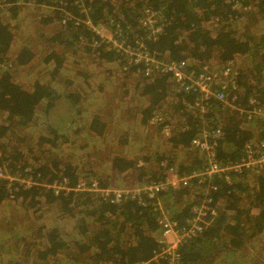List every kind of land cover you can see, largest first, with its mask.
I'll return each mask as SVG.
<instances>
[{
    "label": "trees",
    "instance_id": "16d2710c",
    "mask_svg": "<svg viewBox=\"0 0 264 264\" xmlns=\"http://www.w3.org/2000/svg\"><path fill=\"white\" fill-rule=\"evenodd\" d=\"M7 2L8 8L0 12V168L14 179L0 178V264H140L150 259L161 245L158 212L152 204L131 198L113 202L95 191H56L53 185L74 188L81 181H98L103 188L124 189L164 180L170 167L180 176L191 174L204 159L176 163L175 154L191 152L192 139L201 127L213 124L206 122L213 113L205 116L188 109L185 101L194 102L200 93L177 92L167 73L146 75L142 63H129L109 48L110 40L97 28L103 25L133 45L144 40L151 52L175 60L236 64V59L246 58L237 68L239 101L246 105L253 96L264 106V0ZM26 5L29 13L24 15L33 29L18 46L16 28ZM146 9L157 11L164 23L156 38L147 37L140 25ZM101 66H108L109 80L98 87L95 77ZM107 82L129 84L118 92V104L132 113V118H121L123 123L138 120L147 126L153 121L157 129L167 130L172 125L164 152L145 150L132 157L110 154L102 146L90 149L92 143L131 146L140 139L127 125L119 134L115 120L105 118ZM213 103L225 121L219 159L223 164L238 161L247 140L264 138V118L248 122L222 109L221 101ZM113 128L115 133L108 135ZM136 170L140 175L117 183L118 174ZM228 175L193 178L187 186L158 195L180 229L189 227L192 207L201 198H210L217 210L201 232L180 245L179 264H264V169L230 170Z\"/></svg>",
    "mask_w": 264,
    "mask_h": 264
},
{
    "label": "built area",
    "instance_id": "2783aa9c",
    "mask_svg": "<svg viewBox=\"0 0 264 264\" xmlns=\"http://www.w3.org/2000/svg\"><path fill=\"white\" fill-rule=\"evenodd\" d=\"M9 4L7 0H0V12L8 8ZM140 25L149 38H156L164 29L161 15L152 9L144 10ZM101 35L104 34L101 33ZM111 36V38L107 36L108 41L111 42L109 48L124 55L129 63H142L145 66L146 75H150L154 71H161L171 75L177 92L200 93L194 102L185 101V105L188 109H193L205 116L213 113L210 120L206 122L214 124L201 127L197 136L191 141L190 149L197 150L202 154L204 165L191 174L182 176L178 175L175 168L170 167L164 180L145 182L134 188H103L99 186L98 181L90 183L81 181L74 188L60 183L54 184L53 187L56 191L60 189L95 191L101 193L105 198H111L113 202L131 198L142 205L152 204L158 212L157 221L160 228L161 238L159 241L161 245L150 259L140 264H160L162 259H167L168 264H179L178 248L180 245L188 238L201 232L217 215V210L211 206L210 198H201L200 202L195 203L192 207L193 217L189 221V227L180 229L177 221L170 215L163 199L158 195L182 187V185L187 186L190 184V179L193 178L203 181L217 175L229 179L228 171L230 170L241 171L243 168L255 167L264 169V138L253 137L247 140L244 143L243 155L240 160L230 161L226 164L220 161L217 149L219 142L224 138L225 121L218 110H213V101L214 99L221 101L222 109H228L248 122L256 118H264V106L253 96L249 97L246 105L239 101L242 91L236 82V76L239 73L234 60L226 63H220L218 60L202 62L191 57L175 60L167 55L151 52L143 42L144 40L137 39L138 44L133 45L123 35L120 38ZM129 63L128 65H131ZM216 117L220 118L216 120ZM5 174V171L0 168V178L7 177ZM27 183L31 184L32 181L27 180Z\"/></svg>",
    "mask_w": 264,
    "mask_h": 264
},
{
    "label": "rangeland",
    "instance_id": "374dc122",
    "mask_svg": "<svg viewBox=\"0 0 264 264\" xmlns=\"http://www.w3.org/2000/svg\"><path fill=\"white\" fill-rule=\"evenodd\" d=\"M28 7H29V5H26V7H23L22 8L23 10L20 12V15H22L21 19L23 20V22H21L20 26L18 28H16L17 37L15 38V43L18 44V46H21V45H23V43H25L26 39L30 35L29 31L32 32V29H33V26L31 24V20L27 16L24 15L25 13H29L28 12L29 10H26ZM97 31H99L100 33H102V34H104L106 36H109L110 38L112 37L111 36L112 33L109 32V30H106L103 25H100L97 28ZM245 59L246 58H242V57L236 59L237 60L236 64H235L236 68H239L241 65H244L246 63ZM213 60L215 61L216 59H213ZM106 68H108V66H106L105 68H102V66H101V68L97 69V77H95V80H96L95 85L98 86V87H100V85H101L100 83H102V81H104L105 79H106V81L109 80V71H106ZM112 70L115 71V72H113L111 74H115L116 70H114V69H112ZM21 78H26V77H21L20 76L19 79H21ZM111 78H114V77L111 76ZM29 79H30V77H29ZM127 83H128V81H127ZM107 84H109V85H106L104 90H105V92L108 91V93H107L108 95H106V96L110 97V98H109V100L106 101L107 103H105V104H107V106L105 108V111H106L105 118L108 119V120H111L113 118L115 120V122H114L115 126L116 127H118V126L121 127V130L118 131L119 134H124V133H122L123 127H125L127 125V126H129V130H133V133L135 134V137L139 136L140 139L136 138L135 140H133L132 143H131V146L130 145H127V146L118 145L117 143L109 145L107 143V141H105L104 143H101V144H95V146H94V143H92L90 145V149L94 150V151H97L98 150V146L99 147L102 146L101 149L102 150H106L107 149L110 154H115V155H129V154H131L132 157H136L138 155L142 156L143 154H145V152H144L145 150L148 151V152L152 151V153H155L154 151L164 152L165 147L169 146V143L167 142V136L169 135V131H170L169 129L172 128V125L167 130L165 128L157 129L158 125L155 124L153 121H151L147 126L140 125L138 120H136L135 123H132V122L123 123L122 122L123 119L121 120V118L122 117H131L132 118V116H130V115H132V113L127 112V108L126 107L121 108V103L118 104L120 102V97H121V95H119V93H122L124 89L129 87V84H126L125 86L117 85V84L114 85V84H112V82L111 83L107 82ZM134 93H135V97L138 96V94H139L136 91H134ZM105 94L106 93L102 92L100 97L103 98L105 96ZM130 94H133V92L130 91ZM93 98H94V95L90 96L87 100L88 101H92ZM96 98L100 99L98 97H96ZM127 98L129 100L132 99L131 96L130 97H126V99ZM83 99H84L83 101H86L85 96L83 97ZM112 99H115V101H113V102L116 105H115L114 109L111 110L112 104H111L110 101ZM138 100H139V97H136V101H138ZM133 103H134V105L138 104V102L136 104H135V102H133ZM108 105H110V106H108ZM167 118L169 119L168 116H167ZM173 118H175V117H173ZM177 124H178L177 119H174V126L176 127ZM212 125H210V126H212ZM113 131L115 133V128H113L111 130L109 129L108 132H110V133L108 135L112 134L111 132H113ZM81 136L85 137V135H81ZM149 136H151V137H149ZM141 139H143L144 141L142 142ZM113 142H115V141L113 140ZM105 145H107V146H105ZM167 148L169 150H171L170 147H167ZM188 151H191V152L188 153V155L186 153H184V152H180V153L175 154L176 163H181L182 162V163H186L187 164L190 161H199V160L201 161L202 160L203 156H202L201 153H199L197 151H194V150H191V149L188 150ZM81 153H83V152L81 151ZM151 156L152 157L154 156V158H155V155H151ZM150 164L154 165L153 161ZM84 165H87V163H85ZM148 167H152V166H148ZM138 173L140 175L141 171L136 170L134 172H130L129 175L127 174L126 176H124L125 174L120 173L116 177V178H118L117 179V183L118 184H122L124 182L129 181V180H132L135 176H137ZM167 174H168V171H167ZM5 175L10 180L14 179V177L8 175L7 173ZM25 181L26 180L22 179V182H25ZM113 183L117 184L115 181ZM109 188L116 189L117 187H115V188L114 187H109ZM117 189H119V188H117ZM189 199H190V196H189ZM160 236H161V234L159 235L158 239L161 238Z\"/></svg>",
    "mask_w": 264,
    "mask_h": 264
}]
</instances>
